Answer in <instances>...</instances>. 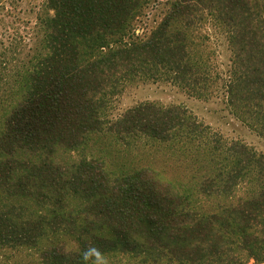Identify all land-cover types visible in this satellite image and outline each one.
<instances>
[{"label":"trees","instance_id":"16d2710c","mask_svg":"<svg viewBox=\"0 0 264 264\" xmlns=\"http://www.w3.org/2000/svg\"><path fill=\"white\" fill-rule=\"evenodd\" d=\"M48 1L0 123V247L37 264H84L89 243L144 264H264V152L182 105L115 113L127 89L167 83L264 137V0Z\"/></svg>","mask_w":264,"mask_h":264},{"label":"rangeland","instance_id":"374dc122","mask_svg":"<svg viewBox=\"0 0 264 264\" xmlns=\"http://www.w3.org/2000/svg\"><path fill=\"white\" fill-rule=\"evenodd\" d=\"M163 1V0H161ZM162 6L151 5L145 21L154 24ZM54 15L48 0H0V123L21 94L25 69L44 46L42 19ZM219 62L228 65L231 52L224 41L216 45ZM144 101L182 105L198 119L230 140H239L264 152V137L231 114L222 98L204 100L191 97L167 83L139 84L126 90L116 103V114ZM110 264H144L127 256L110 255ZM26 247H0V264H37ZM249 264H255L251 261Z\"/></svg>","mask_w":264,"mask_h":264},{"label":"clouds","instance_id":"9594fccd","mask_svg":"<svg viewBox=\"0 0 264 264\" xmlns=\"http://www.w3.org/2000/svg\"><path fill=\"white\" fill-rule=\"evenodd\" d=\"M81 255L84 264H110L108 255L92 243H89Z\"/></svg>","mask_w":264,"mask_h":264}]
</instances>
